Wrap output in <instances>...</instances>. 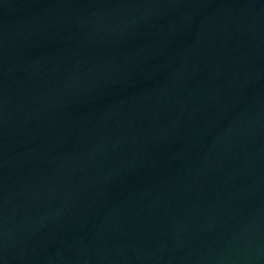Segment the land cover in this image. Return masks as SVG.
I'll list each match as a JSON object with an SVG mask.
<instances>
[{"label":"water","instance_id":"95a60500","mask_svg":"<svg viewBox=\"0 0 264 264\" xmlns=\"http://www.w3.org/2000/svg\"><path fill=\"white\" fill-rule=\"evenodd\" d=\"M0 264H264V0H0Z\"/></svg>","mask_w":264,"mask_h":264}]
</instances>
